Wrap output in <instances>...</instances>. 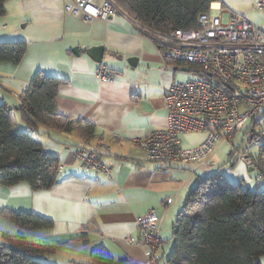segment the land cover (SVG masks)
<instances>
[{"label": "crops", "instance_id": "crops-1", "mask_svg": "<svg viewBox=\"0 0 264 264\" xmlns=\"http://www.w3.org/2000/svg\"><path fill=\"white\" fill-rule=\"evenodd\" d=\"M4 7L0 42L24 41L26 50L16 65L0 61V103L16 107L11 110L15 119L12 130L39 141L44 150L57 156L59 165L58 182L49 189L32 190L24 181L8 187L0 184V239L21 233L29 242L57 246L54 254L40 258L46 264H91L90 253L96 249L122 260L118 264H146L147 248L136 244L139 230L135 221L154 209L160 216L159 233L164 240L159 258L165 262L170 252L165 255L168 248L164 246L173 222L198 181L222 173L229 184L264 190V181L258 180L264 175L258 176L255 164L249 166L240 158L241 146L234 139L217 144L203 166L149 161L134 143L165 127V88L176 81L178 73H188L176 64L173 71L166 67L149 36L131 21L116 15L85 23L68 14L65 0H6ZM217 7L227 10L218 0L209 13L221 17ZM98 45L104 48L100 63L73 52V48ZM100 64L112 74L111 82L96 78ZM39 71L67 81L57 90L56 111L93 124L94 139L84 142L76 131L32 129L25 124L17 94ZM202 139L201 134H190L182 142L193 146ZM98 144L107 147L102 156L112 164L109 174L86 170L75 158V149L90 150ZM261 165L264 172V162ZM3 209L48 218L52 227L22 230L1 214ZM259 263L264 264V255Z\"/></svg>", "mask_w": 264, "mask_h": 264}, {"label": "trees", "instance_id": "trees-1", "mask_svg": "<svg viewBox=\"0 0 264 264\" xmlns=\"http://www.w3.org/2000/svg\"><path fill=\"white\" fill-rule=\"evenodd\" d=\"M5 1L0 0V16L5 14ZM113 1L144 27L169 32L198 28V15L209 12L211 3L218 0ZM25 50L24 41H1L0 61L16 65ZM65 84L63 78L35 73L28 87L17 94L22 120L32 129L43 126L47 131H76L84 142H89L95 137L93 124L69 119L56 111L57 90ZM14 122L12 111L0 103V184L8 187L24 181L32 190L51 188L58 182L57 156L44 150L27 133L14 132ZM244 131L249 142L260 143L256 154H247L259 169L257 175L262 177L264 138L258 137L263 132H256L252 123ZM238 153L246 154L245 148ZM1 214L22 230L52 227L50 219L36 214L7 209ZM170 233L172 249L165 262L159 258L161 264H260L259 258L264 255V190L229 184L222 173H214L198 181L190 191ZM163 243L162 239L158 256ZM57 249L54 245L29 242L21 233L4 235L0 239V264H46L40 258ZM89 259L91 264L122 263L104 249L93 250Z\"/></svg>", "mask_w": 264, "mask_h": 264}, {"label": "built area", "instance_id": "built-area-1", "mask_svg": "<svg viewBox=\"0 0 264 264\" xmlns=\"http://www.w3.org/2000/svg\"><path fill=\"white\" fill-rule=\"evenodd\" d=\"M263 7L264 2L258 0L257 8ZM65 10L85 23L116 15L131 21L149 36L166 67L173 71L174 62L194 77L166 86L165 127L134 141L149 161L203 166L217 144L241 133L250 123L264 129V35L246 17L230 12L223 22L220 16L201 13L196 29L159 32L137 23L113 0H65ZM217 10L222 12L221 7ZM95 76L101 82L113 80L102 64ZM190 134H202L203 139L186 146L182 137ZM104 152V144L90 150L77 148L75 158L86 170L109 174L112 164L104 161ZM158 222L154 209L146 210L135 221L139 230L136 244L147 248L146 264H161L157 255L162 244Z\"/></svg>", "mask_w": 264, "mask_h": 264}, {"label": "rangeland", "instance_id": "rangeland-1", "mask_svg": "<svg viewBox=\"0 0 264 264\" xmlns=\"http://www.w3.org/2000/svg\"><path fill=\"white\" fill-rule=\"evenodd\" d=\"M221 1L227 7V10L222 9V12H219V14L223 13L221 15V19L223 22H225L228 19V13H230L232 11V12H235L236 14L243 15L244 17H247V19H249L251 22H253L256 26L260 27L262 29V31L264 32V7L262 9L257 8V1L258 0H221ZM262 1L264 2V0H262ZM224 11H225V13H224ZM211 15L212 16H218V14L217 15L211 14ZM193 78L194 77L190 74L178 73L177 77H176V81H186V80L193 79ZM17 120H18L19 126L24 127V124L19 119H17ZM17 131H20V129H18ZM255 131L256 132H263V134L259 133L258 138H262V139L264 138V129L262 128L261 125L255 126ZM242 132L236 134L230 140L234 139V144L236 146H241V148H243V149L245 148L250 154H252V155L256 154L258 152L260 143L259 142L257 143L254 141L249 142L247 132L244 130ZM252 140H254V138ZM244 156H245L244 160L245 161L248 160L250 165L255 164L252 162V159L249 156H246L243 153H240L241 159H243ZM249 169H254V167H250ZM226 173H228V170L226 171ZM258 180L264 181L263 178H261V179L259 178ZM170 243H171V241L169 240L166 243V245L164 246V247L168 248V250L165 252L166 253L165 255H167L172 249V246H170Z\"/></svg>", "mask_w": 264, "mask_h": 264}, {"label": "water", "instance_id": "water-1", "mask_svg": "<svg viewBox=\"0 0 264 264\" xmlns=\"http://www.w3.org/2000/svg\"><path fill=\"white\" fill-rule=\"evenodd\" d=\"M103 46L98 45V46H91L88 48H83V47H77L73 48V52L76 54H79V52L86 54L89 58H91L93 61L100 63L102 59V54H103ZM9 110H12V108L16 109V107L12 106H7ZM245 159V156L242 160ZM245 161V160H244ZM247 165H250L248 160L246 161Z\"/></svg>", "mask_w": 264, "mask_h": 264}, {"label": "bare ground", "instance_id": "bare-ground-1", "mask_svg": "<svg viewBox=\"0 0 264 264\" xmlns=\"http://www.w3.org/2000/svg\"><path fill=\"white\" fill-rule=\"evenodd\" d=\"M141 25V24H140ZM143 26V25H142ZM230 140V139H229Z\"/></svg>", "mask_w": 264, "mask_h": 264}]
</instances>
